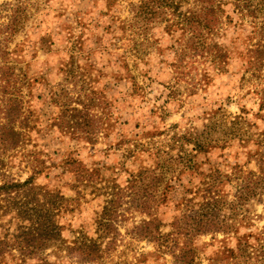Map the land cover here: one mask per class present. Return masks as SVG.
<instances>
[{
  "label": "rangeland",
  "instance_id": "rangeland-1",
  "mask_svg": "<svg viewBox=\"0 0 264 264\" xmlns=\"http://www.w3.org/2000/svg\"><path fill=\"white\" fill-rule=\"evenodd\" d=\"M137 1L27 0V20L9 43L10 49L15 46L11 60L16 72L23 71L29 77L22 106L28 126L22 142L1 155L0 173L11 179H25L39 151L44 153L46 163H54L33 182L65 198L68 207L58 216L65 243L80 235L95 238L96 218L110 198L106 193L115 195L120 190L121 207L129 206L133 190L130 174L141 167H157L158 171L164 157L168 159V170L155 194L164 184L168 186L166 199L156 208L161 233L170 230L169 223L178 213L177 202L194 191L193 203L199 201L201 193L197 189L212 170L229 174L234 165L244 171L257 170L258 159L264 167V118L256 115L258 98L252 92L264 86V71L250 76L238 57L242 40L250 31V18L241 20L232 11L234 0H220L230 16L219 39L228 49V65L223 73L209 71L208 82L190 93L186 81L178 78L176 69L169 65L178 32L168 35L163 22L157 20L139 29V24L131 21V4ZM4 15L0 13V23L6 21ZM60 103L79 109L90 104L89 114L98 119L99 127L92 132V142L80 139L77 130L72 135L71 129L61 131L53 125ZM235 115H240L237 129L229 130L224 123ZM17 125L14 123V127ZM201 132L204 141L217 138L204 151L193 150L192 143L179 138L182 133L188 138ZM223 140L226 145L220 147ZM67 154L87 168H97L98 179L89 185H74L73 175L60 166ZM233 187L234 183L224 184L226 201L233 199ZM262 199L247 205L248 224L238 225L237 233L260 231L264 225V196ZM2 213L0 209V239L9 237L18 224L12 212ZM120 213L114 249L99 263H76L65 257L64 251L52 253L47 249L50 262L174 264L170 255L159 253L154 243L135 239L129 233L143 217L141 214L131 209ZM221 238V234L216 235L217 240ZM194 244L198 259L207 264V257L220 243L202 235ZM233 244L234 238L229 239L228 245ZM16 262L13 250L0 264Z\"/></svg>",
  "mask_w": 264,
  "mask_h": 264
},
{
  "label": "trees",
  "instance_id": "trees-1",
  "mask_svg": "<svg viewBox=\"0 0 264 264\" xmlns=\"http://www.w3.org/2000/svg\"><path fill=\"white\" fill-rule=\"evenodd\" d=\"M185 2L190 6H184ZM131 7V21L138 23L139 29L157 20L163 22V30L168 35L178 32L176 46L171 47L174 57L169 65L176 69L178 78L186 81L190 93L208 82L209 71H225L230 57L227 47L219 39L223 35L222 26L230 16L225 13L220 0H138ZM232 7L241 20L250 18V31L242 40L243 48L238 51V57L243 61L244 71L253 77L264 71V0H234ZM26 9L27 0L0 3V13L5 12L6 20L0 23V169L3 165L1 155L22 142L28 126L22 106L23 89L29 88V77L23 71L16 72L11 60L15 46L9 48L12 38L24 27ZM252 92L258 98L256 115L264 118V86L253 88ZM89 102L94 104L91 100ZM90 104L79 109L60 103L53 125L61 131L71 129L72 135L77 130L80 139L92 142V132H97L99 127L98 119L89 114ZM239 118L240 115H235L225 121L224 124H228L226 128L237 129L235 125ZM16 122L18 125L14 127ZM202 133L188 138L182 133L179 138L192 143L193 150L204 151L212 141L217 142V138L204 141ZM225 145L226 140H223L220 147ZM46 160L43 152H37L29 175L21 181L0 173V209L2 214L12 212L18 223L9 237L0 239V263L14 250L18 258L15 264H26L27 260H32V264H52L49 254L45 253L47 249L52 253L64 251L65 257L76 263H99L104 254L114 249L119 235L117 222L122 215L120 212L131 209L143 216L129 231L132 237L154 243L159 253L170 255L174 264H202L194 244V240L202 235H209L212 241L220 243L207 257V264H264V225L256 234L237 233L238 225L248 224L247 205L263 201L262 159L256 161L257 170L244 171L239 165H234L229 174L212 170L208 180H203L202 187L197 189L201 193L199 201L193 203L197 192L194 191L192 196L176 203L178 213L173 216L170 230L166 233L160 231L161 221L156 208L166 199L168 186L164 184L161 192L157 196L155 194L163 184L168 159H162L158 171L157 167L138 168L135 174H130L129 184L133 190L129 206L121 207L120 190L115 195L106 193L110 198L104 201L96 218L97 236L80 235L68 243L61 237L63 226L58 221L59 214L68 207L65 198L58 191L36 186L33 182L37 175L55 166ZM60 166L73 175L74 185H89L99 177L97 168L85 167L70 154L62 159ZM226 183H234L233 199L229 201L223 193ZM139 192L141 195L138 197ZM217 234L222 238L217 240ZM231 238H234V244L228 245Z\"/></svg>",
  "mask_w": 264,
  "mask_h": 264
}]
</instances>
